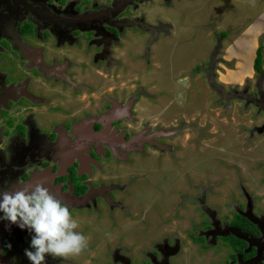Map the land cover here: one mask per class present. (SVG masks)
<instances>
[{
	"label": "flooded vegetation",
	"instance_id": "flooded-vegetation-1",
	"mask_svg": "<svg viewBox=\"0 0 264 264\" xmlns=\"http://www.w3.org/2000/svg\"><path fill=\"white\" fill-rule=\"evenodd\" d=\"M195 1L0 0V190L43 184L68 206L77 231L89 238L80 256H48L47 264L140 261L142 255L131 253L130 245L143 241L151 227L143 222L133 233L125 226L131 225L127 221L146 220L134 215L135 208L146 212L144 207L160 200L169 183L173 192L163 199L176 203L178 213L171 223L184 235L169 231L151 240L140 264H192L190 250L185 255L181 250L186 243L200 246L198 256L203 258L219 249L217 241L229 248L223 264H264V208L259 209L258 197L251 193V198L241 186L225 197L223 187L210 179V163L222 149L199 139L193 123L177 124L178 116L160 110L158 116L155 110L164 90L176 88L174 74L164 78L162 60L172 53L173 46L166 45L187 40L179 39L178 28L191 26L192 10L184 18L185 5ZM227 36L220 32L219 46L196 67L205 76L212 71L210 58L219 59ZM7 63L14 66L6 68ZM255 74L260 86L264 76ZM134 80L142 90L131 91ZM135 92L140 97L131 103ZM257 95L258 90L243 97L253 103ZM256 127L247 131V139L257 138V146L253 140L247 145L246 139V148L264 146L263 128ZM204 153L203 164L195 165L192 158ZM258 156L241 161L254 166L245 172L254 181L250 190L262 192L264 164ZM170 167L171 175L165 174ZM172 211L174 215V205ZM31 237L28 229L4 220L0 212V264H31L25 255L32 250Z\"/></svg>",
	"mask_w": 264,
	"mask_h": 264
},
{
	"label": "rangeland",
	"instance_id": "rangeland-1",
	"mask_svg": "<svg viewBox=\"0 0 264 264\" xmlns=\"http://www.w3.org/2000/svg\"><path fill=\"white\" fill-rule=\"evenodd\" d=\"M239 1L241 2H236L235 0H199L185 5L186 13L184 18L192 10L189 21L191 26L189 28L187 24L181 25L178 28L181 29L177 36H179V39L186 36L187 40L181 39V42H178L177 45H166L168 48L173 46L172 53L167 54L162 60L164 78H166L169 72L170 74H174L175 78L178 79V81H174L176 84L175 92L164 90L161 97L162 102L159 98L155 100L156 103L159 102V107L155 108V110L158 112V116H160L159 110L160 113L168 112L172 113L170 114L171 116H178L176 120L177 124L189 123L191 125L193 123L192 125L198 128L196 131L199 134V139L204 138L210 148L222 149L220 157L217 159L212 158L214 159L212 163L217 165L213 166L214 164L210 163L212 167V177L210 179L216 183V186L223 187L222 193L225 197L229 193H233V191L239 192L241 186L251 198V193L258 197V207L259 209H263L264 190L262 192L250 190L254 185V181L245 173L246 171L248 173L249 170H253L254 166L250 165V163H245L244 165L241 159L244 161L247 160L246 158L256 160L257 155H260L258 156V163L264 164L263 145L254 150L253 147L246 148V144L250 145L251 140L254 141L253 145L255 146L258 143L256 141L257 138L247 139L249 138L247 131L252 126H259L260 129L263 128L264 132V106L261 107V105H264V83L260 86L255 85L257 76L254 70L256 52L260 45H264V35L257 41L258 33L256 28L258 26L254 25L251 27L252 22L250 21L251 15L254 16L255 12L260 11L258 6L260 4L264 5V0ZM220 16L223 25L218 21ZM217 25L218 28L215 29L214 27ZM184 27L186 29H183ZM220 32L226 33V35L228 33V36L223 44H221L218 53L219 59H215L214 61V59L210 58L212 62L217 64L215 69H213L214 63H212V67L209 68L212 71L205 76L196 67H200L205 59H209L207 57L208 52L212 54L213 49L219 46L220 41L217 35ZM239 33H242L243 36H240ZM169 40H174V37ZM7 64L6 68L14 66V64ZM12 71L15 72L16 69L14 68ZM145 74L146 77L154 78L152 74ZM218 77L222 83L226 84L225 87L220 84ZM141 78L143 80V77ZM166 80L168 79L166 78ZM139 83L140 81H130V85H133L131 91L142 90L143 88L139 86ZM145 83L147 82L145 81ZM244 83L245 86L242 88ZM134 84L137 86H134ZM177 85H181L184 92ZM229 85H241L242 87ZM233 87L237 89L232 91L231 88ZM121 88L123 89L124 87L121 86ZM163 88V86H160L161 90ZM245 88L248 90L246 91ZM257 90L259 95H257L255 102L251 103L243 97L247 92L255 94ZM126 93L128 92L126 91ZM152 93H154L153 89ZM139 97V93H133L130 96V102H136ZM256 129L259 130L258 127ZM188 130L192 132L191 129L187 128V132H189ZM260 132L262 131L260 130ZM254 133L256 134V132ZM260 134L263 135L264 133ZM260 137L262 138V136ZM184 138L186 140V137ZM261 140L264 141L263 138ZM246 151L249 152L248 155H246ZM184 153L185 150L182 154ZM238 153H240L239 156ZM182 154L180 158H182ZM206 154L204 153L202 156L198 155L192 158V161L195 165L199 166L203 164ZM208 162H210V159H208ZM165 174L171 175V167L167 169ZM138 176L140 177V174ZM161 176L162 174L160 173L156 177ZM237 183L240 184L237 185ZM143 184L147 185L148 183ZM229 187L230 190H228ZM173 188L170 183L169 187L163 188V194H159V196L162 195L163 197L160 200L148 203L147 207H144L146 208V212L143 209L138 211V207L135 208L134 215H144L146 220H142L141 222L134 220L131 223L127 221L131 225H121L133 233L136 232L137 226L140 223L148 222L151 227L150 234H144L143 241L130 245L131 253L138 252L142 255L140 261L132 259V263L130 262V264H140L143 262V258L148 256V252L143 250L147 249L146 245H150L151 240H157L163 235H168L169 231L171 235L174 233L179 234V236L184 235L181 228L176 229L171 223L177 217L178 210L176 203H172L170 200V203L167 204L169 199H163L167 192L168 194H172ZM149 192L152 193L151 189ZM153 194L158 195L157 192H153ZM181 194L182 192L179 196ZM226 201V203H229L230 199L227 198ZM130 202H133V200L130 199ZM125 204L129 207L130 211H133L134 206L129 203L128 199L125 200ZM172 205L175 207L174 215ZM151 206L154 208L153 211L150 210ZM179 207H181V204ZM253 208L256 207L253 206ZM224 209L226 208L223 207L222 210ZM120 231L119 228L115 229L116 234L120 233ZM217 243L219 244V249L211 251L208 254H203V258H199L198 256L199 253H202L200 246L186 243L181 250L183 255H185L186 250H190L192 264H223L221 261L222 259L225 260L229 255V248L221 241H217ZM188 245L190 248H187ZM157 253H159L158 256H161L158 249ZM113 256L114 253L111 254L110 258L113 259ZM82 261L86 260L83 259ZM126 264H128V261H126Z\"/></svg>",
	"mask_w": 264,
	"mask_h": 264
},
{
	"label": "clouds",
	"instance_id": "clouds-1",
	"mask_svg": "<svg viewBox=\"0 0 264 264\" xmlns=\"http://www.w3.org/2000/svg\"><path fill=\"white\" fill-rule=\"evenodd\" d=\"M0 212L4 220L32 233V250H25L31 264H47L48 256L68 260L88 248L89 238L77 231L68 206L41 183L0 190Z\"/></svg>",
	"mask_w": 264,
	"mask_h": 264
},
{
	"label": "crops",
	"instance_id": "crops-1",
	"mask_svg": "<svg viewBox=\"0 0 264 264\" xmlns=\"http://www.w3.org/2000/svg\"><path fill=\"white\" fill-rule=\"evenodd\" d=\"M236 2H241V1H239V0H235ZM259 7V10L260 11H258V12H255V15L254 16H252L251 15V22H252V24H251V27L252 26H254V25H256V26H258L256 29H257V33H258V35H257V41H258V39L262 36V35H264V5H259L258 6ZM218 21H219V23L221 24V25H223L222 24V20H221V16L218 18ZM214 27V26H213ZM250 27V26H249ZM215 29H217L218 28V25L216 26V27H214ZM245 28V27H244ZM248 29H251V28H248ZM240 34V33H239ZM242 35V33L240 34V36ZM239 36V37H240ZM243 36V35H242ZM226 40V39H225Z\"/></svg>",
	"mask_w": 264,
	"mask_h": 264
},
{
	"label": "trees",
	"instance_id": "trees-1",
	"mask_svg": "<svg viewBox=\"0 0 264 264\" xmlns=\"http://www.w3.org/2000/svg\"><path fill=\"white\" fill-rule=\"evenodd\" d=\"M264 45H260L256 52V58L254 60V70L258 75L264 76Z\"/></svg>",
	"mask_w": 264,
	"mask_h": 264
},
{
	"label": "bare ground",
	"instance_id": "bare-ground-1",
	"mask_svg": "<svg viewBox=\"0 0 264 264\" xmlns=\"http://www.w3.org/2000/svg\"><path fill=\"white\" fill-rule=\"evenodd\" d=\"M61 96V95H60Z\"/></svg>",
	"mask_w": 264,
	"mask_h": 264
}]
</instances>
